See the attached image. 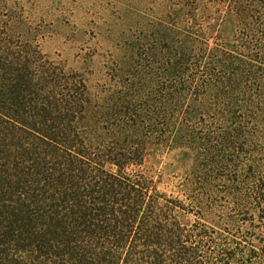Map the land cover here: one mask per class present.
Listing matches in <instances>:
<instances>
[{
    "label": "trees",
    "instance_id": "16d2710c",
    "mask_svg": "<svg viewBox=\"0 0 264 264\" xmlns=\"http://www.w3.org/2000/svg\"><path fill=\"white\" fill-rule=\"evenodd\" d=\"M143 9L91 93L0 0V264H264V0ZM150 146L189 160L176 195Z\"/></svg>",
    "mask_w": 264,
    "mask_h": 264
},
{
    "label": "rangeland",
    "instance_id": "374dc122",
    "mask_svg": "<svg viewBox=\"0 0 264 264\" xmlns=\"http://www.w3.org/2000/svg\"><path fill=\"white\" fill-rule=\"evenodd\" d=\"M18 1L42 32L43 54L68 70L83 73L91 93H100L109 84L107 69L123 51H117L116 44L122 45L128 32L142 23L136 11L146 7V0ZM222 28L231 35L230 22L223 23ZM189 167V160L179 151L150 146L140 170L158 191L176 195L178 180ZM177 215L185 224L193 219L182 211Z\"/></svg>",
    "mask_w": 264,
    "mask_h": 264
}]
</instances>
